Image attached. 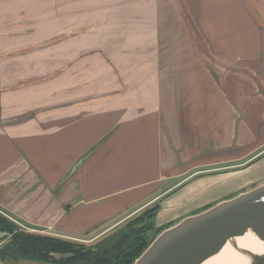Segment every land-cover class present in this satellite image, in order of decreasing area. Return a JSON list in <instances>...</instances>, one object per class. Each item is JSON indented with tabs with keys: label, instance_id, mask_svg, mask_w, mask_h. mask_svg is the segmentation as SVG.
<instances>
[{
	"label": "crops",
	"instance_id": "0c3cea01",
	"mask_svg": "<svg viewBox=\"0 0 264 264\" xmlns=\"http://www.w3.org/2000/svg\"><path fill=\"white\" fill-rule=\"evenodd\" d=\"M154 4L161 13L162 0ZM168 4L170 14L193 13L206 30H216L219 62L234 66L225 75V89L217 91L218 106L209 96L212 89L202 88L200 98L187 92L185 143L178 139L182 118L173 107L164 110L169 119L156 108L133 113L130 107L82 116L80 102L69 98L59 103L57 117L35 116L33 109L45 103L28 107L30 102L15 100L33 89L18 86V61L28 63L35 78L45 77V60L67 39L65 10L49 0H0V213L31 232L92 245L155 206L157 217L172 213L167 223L187 215L174 209L175 191L225 170L204 162L210 125L217 127L215 141L235 147L244 117L246 124L261 125L254 133L263 137L254 140L264 141V123H258L264 122V0ZM203 40L214 44L208 35Z\"/></svg>",
	"mask_w": 264,
	"mask_h": 264
},
{
	"label": "rangeland",
	"instance_id": "374dc122",
	"mask_svg": "<svg viewBox=\"0 0 264 264\" xmlns=\"http://www.w3.org/2000/svg\"><path fill=\"white\" fill-rule=\"evenodd\" d=\"M49 1L65 10L67 39L56 48L51 45L55 53L49 55L50 61L45 60V77L35 78V70H27L25 61H18L17 66L21 70L18 86L33 89L18 94L15 100L30 102L28 107L45 103L44 109L32 110L35 116L57 117L59 103L69 98L80 102L82 116L130 107L133 113H138L137 108H156L169 119L164 110L173 107V113L182 118L176 125L178 139L185 143L187 92L193 90L194 97L200 98L202 88L212 89L209 96L218 106L217 91L225 89V75L234 67L233 62H219L217 31L206 30L205 23L199 24L193 13L170 14L169 0H162L161 13L154 4L157 0ZM206 34L214 44H205ZM203 41V45L197 44ZM211 111L217 112L213 104ZM247 121L242 117L241 141L235 147L233 142L215 141L217 127L210 125V140L205 142L209 158L204 162H209L210 168L224 166L225 170L204 174L201 181L195 178L180 187L172 196L173 201L177 199L174 209L192 214L264 180V141L254 140L263 136L256 135V126ZM171 215L157 217L156 213L153 226H167Z\"/></svg>",
	"mask_w": 264,
	"mask_h": 264
},
{
	"label": "water",
	"instance_id": "95a60500",
	"mask_svg": "<svg viewBox=\"0 0 264 264\" xmlns=\"http://www.w3.org/2000/svg\"><path fill=\"white\" fill-rule=\"evenodd\" d=\"M131 264H264V180L169 223Z\"/></svg>",
	"mask_w": 264,
	"mask_h": 264
},
{
	"label": "trees",
	"instance_id": "16d2710c",
	"mask_svg": "<svg viewBox=\"0 0 264 264\" xmlns=\"http://www.w3.org/2000/svg\"><path fill=\"white\" fill-rule=\"evenodd\" d=\"M156 213V206L146 209L92 245L22 230L0 213V240H5L0 244V261L28 259L58 264H131L163 229L153 226Z\"/></svg>",
	"mask_w": 264,
	"mask_h": 264
},
{
	"label": "flooded vegetation",
	"instance_id": "af4514ba",
	"mask_svg": "<svg viewBox=\"0 0 264 264\" xmlns=\"http://www.w3.org/2000/svg\"><path fill=\"white\" fill-rule=\"evenodd\" d=\"M23 230V229H22ZM26 231H28V232H31V231H29V230H26ZM34 233H36V231H33ZM38 234H42L41 232H37ZM44 235H48V236H51V235H49V234H44ZM53 237H55V236H53ZM6 238H8V236L6 237ZM6 238H4V239H6ZM57 238H60V237H57ZM1 239V238H0ZM63 239H66V238H63ZM68 240H70V239H68ZM5 240H0V244L1 243H3ZM72 241V240H71ZM19 260H28V259H19ZM19 260H15V261H19ZM15 261H7V262H15ZM5 261H0V263H4Z\"/></svg>",
	"mask_w": 264,
	"mask_h": 264
}]
</instances>
